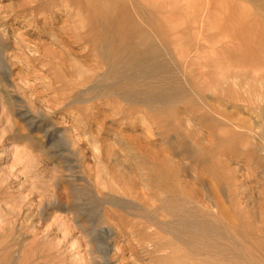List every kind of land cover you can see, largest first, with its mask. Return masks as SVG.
Listing matches in <instances>:
<instances>
[{"label": "rangeland", "instance_id": "1", "mask_svg": "<svg viewBox=\"0 0 264 264\" xmlns=\"http://www.w3.org/2000/svg\"><path fill=\"white\" fill-rule=\"evenodd\" d=\"M0 264H264V1L0 0Z\"/></svg>", "mask_w": 264, "mask_h": 264}, {"label": "bare ground", "instance_id": "2", "mask_svg": "<svg viewBox=\"0 0 264 264\" xmlns=\"http://www.w3.org/2000/svg\"><path fill=\"white\" fill-rule=\"evenodd\" d=\"M262 1H264V0H262ZM259 9V8H258Z\"/></svg>", "mask_w": 264, "mask_h": 264}]
</instances>
